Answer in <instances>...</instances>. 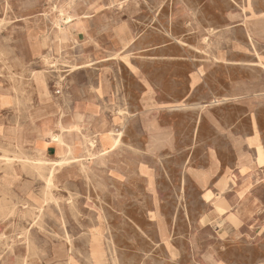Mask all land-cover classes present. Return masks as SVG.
<instances>
[{
	"label": "rangeland",
	"instance_id": "1",
	"mask_svg": "<svg viewBox=\"0 0 264 264\" xmlns=\"http://www.w3.org/2000/svg\"><path fill=\"white\" fill-rule=\"evenodd\" d=\"M187 7L200 9L199 16ZM58 24L67 29L65 41ZM263 50L264 0H0L5 142L25 145L26 128L37 116V75L55 100L69 105L93 98L120 119L122 132L110 158L86 151L77 185L51 189L43 177L48 168L39 175L32 165L10 161L14 148L0 143V264H95L89 257L90 249L99 254L97 242L103 247L98 264H264V210L248 214L242 228H219L192 177L210 169L207 153L216 149L218 177L229 176L239 190L230 141L250 135L251 113L264 137ZM76 66L82 69L72 72ZM101 75L107 84L102 96ZM215 98L229 101L212 105ZM214 123L227 130L221 140ZM58 135L59 151L65 148ZM247 154L249 173L263 175L262 157ZM28 181L37 199L27 200Z\"/></svg>",
	"mask_w": 264,
	"mask_h": 264
},
{
	"label": "crops",
	"instance_id": "2",
	"mask_svg": "<svg viewBox=\"0 0 264 264\" xmlns=\"http://www.w3.org/2000/svg\"><path fill=\"white\" fill-rule=\"evenodd\" d=\"M187 10L189 12H192L189 15L197 14V16H199L200 14V9L198 12H196V14H194L195 10L191 11L190 8L188 7ZM187 19L191 20V19H195V17L189 16L187 17ZM100 77H99V82H100ZM34 81H35L36 91L39 97L38 108L36 110L37 116L33 122L30 121L29 128H26V130L29 134H31L37 128H40L43 136L36 135L37 145H34V148L35 146L37 148L41 146V150L44 156L46 157V159L57 160L60 159V157L57 155L58 149L56 143L51 139L52 130L54 133L59 132V129L56 127L59 121H62L66 126H73L78 128V130L74 131L70 135L73 142L77 145V155L83 156L81 159L82 163L76 164L72 169L65 167L57 173V182H58L57 186L59 188L67 185L69 186L77 185L79 179L83 178V171L85 170V169L84 170L81 169L82 168L81 165L84 164L86 168L87 166V164L85 163L87 161L86 155L87 153L89 154L88 152L89 145L86 146L85 144V148H83L78 146V144L85 142L87 139L91 140L93 138L91 133L92 132L91 127L92 125L97 124V122L98 124L100 123V125L101 124L105 125L106 130H117V128H119L121 124L120 119H115V117L112 116L110 113L102 112V109H99L98 102L95 101L93 98H88L87 96L85 98H74L71 104L69 105L67 101L64 99L55 100V98H53L50 95H47L44 92L43 87H44L45 79L43 76L41 75L35 76ZM89 104H91L95 108L94 111L89 110L88 107ZM47 109H48L47 112L48 115H46ZM252 116L253 114L251 113L250 135L233 136V138L231 136V141H230L234 152V158L240 165L239 178L241 180H240L239 190H236L234 188L235 180H232L233 182L232 186L229 185L230 184L228 181L229 176H224L222 178L218 177L217 172L219 170L220 161L216 149L209 150L207 153L208 164L211 165L210 169L196 173V174H200L201 172L206 173L208 176L207 184L205 186H202L195 179L194 176L195 174L192 173V177L195 179L199 187L202 189V200L204 199L203 200L204 204L206 206L212 205L214 207L213 214H211L210 217V221L211 219L215 221L219 228H221L223 224L228 225V227L225 226L224 227L227 229L229 228V230H231V228L234 229L242 228L245 225L244 223L247 220H249L251 217L248 214L251 213L254 214L259 211L263 212L264 210V204L262 203L259 204V199L257 197L258 193H261V195L264 197V174L262 175L261 173L260 175L257 171L255 172L253 171L252 173H249L252 167L247 165L250 163L247 162L245 157V155H248L247 153L255 150V154H256L255 158L257 159V157L258 158L260 157L261 159L262 157L263 159L262 168L264 169V137L261 135L259 131L255 117ZM254 123L256 125H254ZM211 128L213 129L215 135L216 134L218 135L220 140L222 138V135H224L227 132V130H225L222 125L216 123H214L213 126H211ZM7 129L8 127L6 126L5 130ZM1 134H0V142L4 143L5 140ZM78 134H81V136ZM256 134H257V140H256ZM68 135H69L68 133L64 134V136L66 137ZM118 147L116 149H118ZM133 147L136 148V144H134ZM116 149L110 150L109 153L106 155L107 157L99 156V155L98 156L105 157L106 160L110 158V154L113 153ZM120 162L121 161L118 160V163ZM145 174L148 175V181L152 185V175L150 173L149 174L145 173ZM25 187L29 193V196H27V198L34 197L37 199V195L36 196L32 195L35 193V183L28 181V183L25 184ZM231 189H233L232 191L234 192H230ZM70 190L72 191V189ZM208 191L214 194V198L212 201L206 200V193ZM27 200H30V198ZM29 202L31 203V201ZM225 202L227 206L224 204ZM33 204H36V202L33 201ZM245 214L246 216L244 217Z\"/></svg>",
	"mask_w": 264,
	"mask_h": 264
},
{
	"label": "bare ground",
	"instance_id": "3",
	"mask_svg": "<svg viewBox=\"0 0 264 264\" xmlns=\"http://www.w3.org/2000/svg\"><path fill=\"white\" fill-rule=\"evenodd\" d=\"M124 3V1H122ZM113 4V3H112ZM67 5V4H66ZM137 6V5H135ZM184 11V10H183ZM196 14V12L194 13ZM79 16H67L63 21L66 22L65 24H72V22L77 19ZM122 17V16H121ZM89 18V17H88ZM120 19V18H119ZM4 20V19H3ZM60 21V20H59ZM117 21V20H116ZM119 22V21H118ZM122 22V21H121ZM230 22V21H229ZM258 22H260L258 20ZM59 23V22H58ZM247 23V22H246ZM121 24V23H120ZM123 24V23H122ZM256 24V23H255ZM119 25V24H118ZM212 25V24H210ZM78 27V26H77ZM246 27V26H245ZM247 28V27H246ZM260 29H261V26H260ZM213 30V29H212ZM217 30V29H215ZM67 31V29L64 27L63 24H58V28H57V32L61 35L60 37V40L61 41H65L67 40V38H65L63 36V34ZM168 35V34H167ZM171 35V34H170ZM185 46V45H184ZM253 46V45H252ZM264 51V50H263ZM198 52V51H197ZM112 58V56H111ZM185 60V59H184ZM195 60V59H194ZM64 63V62H63ZM240 63V62H239ZM241 65V64H240ZM243 65H246V64H243ZM260 65L262 66L261 68L264 70V63L263 62H260ZM76 68V69H75ZM72 72H76L80 69H82V67H78L76 66ZM249 69V68H248ZM254 70V69H252ZM259 75V74H258ZM253 78V77H252ZM257 78V77H255ZM91 84V82H90ZM119 86V85H118ZM44 91L45 92H49L50 91V88L48 87V84L47 82L44 83ZM106 88V84H105V80L103 79V77L101 76L100 77V82H99V88H98V92L100 95L104 94V89ZM83 93V92H82ZM119 94V93H118ZM49 95V93L47 94ZM215 95V94H214ZM263 95V94H262ZM225 96V95H224ZM227 96V95H226ZM259 96V95H258ZM261 96V95H260ZM263 99V98H262ZM192 100V99H191ZM188 101V100H187ZM229 100H227L226 98L225 99H218V98H215L214 101L212 102V105H222L223 103L225 102H228ZM178 103V102H177ZM188 105V103H185ZM184 104V105H185ZM196 104V103H195ZM120 105V104H119ZM118 105V106H119ZM129 106V105H128ZM198 106V105H197ZM89 109L94 111L95 108L89 104L88 105ZM190 107V106H189ZM204 107H208V105H205L203 106ZM224 107V106H223ZM175 109H177L178 107H174ZM194 108V107H192ZM196 108V107H195ZM200 108V107H198ZM182 109V108H181ZM205 109V108H204ZM180 110V109H179ZM184 110V109H183ZM189 110V109H187ZM193 110V109H191ZM231 110V109H230ZM171 111V110H170ZM203 111V110H201ZM218 111V110H217ZM172 112V111H171ZM181 112V111H180ZM189 112V111H187ZM183 113V112H181ZM221 113V112H220ZM228 113V112H227ZM172 114V113H171ZM184 114V113H183ZM224 114V113H223ZM234 114V113H233ZM201 115V114H200ZM219 115V114H218ZM222 115V114H221ZM229 115V113L227 114V116ZM226 116V117H227ZM201 117V116H200ZM223 118V116L221 117ZM190 119V118H189ZM125 120V119H124ZM225 120V119H224ZM222 121V119H221ZM127 122V121H125ZM189 122V121H188ZM18 125V124H17ZM123 125V124H122ZM128 125V124H127ZM255 125V123H254ZM124 126V125H123ZM58 129H59V132L58 133H54L53 130H52V134H51V138L54 140V142H59L58 141V137H59V133L61 135V137L63 138V140L61 141L63 147L65 149H61L58 151V156L60 157V159H57V160H49V159H46V157L44 156L42 150H41V147H36L34 148V145H36V140H37V137L36 135H42L41 133V130L40 128H37L35 131H33L31 134L27 133L22 141L25 142V145H19L18 143H7V142H4V143H1L3 146H10V147H13L14 148V151H15V154L16 156H14V158L10 161H15V160H19V161H22L25 165H32V168L37 170L39 172V175L42 174L41 171H43L45 168H48V173L43 176L46 180V183H47V186L49 189L51 188H57L58 186V182H57V178L55 177V175H57V173L65 168V167H68V168H74V166L76 164H81L82 163V157L83 156H75L74 152H73V140L71 139V135L72 132H71V129L72 127L71 126H66L62 121H59L57 126H56ZM92 136L93 138L90 140V139H87L85 142L83 143H79L81 147L85 148V144L86 142L88 144H91L89 145V154L91 156H106L110 150H113V149H116L120 142H121V138H122V132L121 131H118V130H106L105 129V125L101 124L100 123L98 124H94L92 125ZM78 130V128H77ZM124 132V131H123ZM65 133H68L69 135L66 137L64 136ZM43 136V135H42ZM170 137V136H169ZM256 140H257V134H256ZM100 141V143H102V147L95 150V144L96 142ZM163 141V139H162ZM75 144V143H74ZM61 145V144H60ZM122 145V144H121ZM161 144H157V148H160ZM91 147V148H90ZM2 151V150H0ZM4 152V151H3ZM93 153V154H92ZM11 155V154H10ZM143 156V155H141ZM7 159V158H6ZM5 159V160H6ZM2 160V158H1ZM9 159H7L8 161ZM207 164V163H206ZM49 165V166H48ZM82 170L85 169V165L82 164ZM185 168V167H184ZM8 171L10 172H13V173H16L17 174V170L16 168H8ZM19 175V174H18ZM195 179L201 184V181L204 179V180H208V176L206 173H200V174H195ZM251 176V175H250ZM253 176V174H252ZM222 181V180H221ZM223 182V181H222ZM183 185V184H182ZM229 188V186H228ZM226 189V188H225ZM221 191V190H220ZM51 196V195H50ZM214 198V195H211V194H206V200L208 201H212ZM204 200V199H203ZM238 200V199H237ZM39 202V201H38ZM36 202V203H38ZM247 203V202H246ZM254 203V202H253ZM252 203V204H253ZM43 204V202L41 203V205ZM222 204V203H221ZM226 206V202L224 203ZM258 204V203H257ZM58 205V204H56ZM73 206V205H72ZM222 206V205H221ZM57 207V206H56ZM74 207V206H73ZM260 207V206H259ZM43 207L41 206H38V209L41 210ZM219 208V207H218ZM223 208V207H222ZM248 208V207H247ZM225 209V208H224ZM217 210V209H216ZM188 213V212H187ZM246 213V212H245ZM249 213V212H248ZM188 215V214H187ZM101 216V215H100ZM190 216V215H189ZM98 217V216H97ZM204 217V216H203ZM254 217V216H253ZM100 218V217H99ZM102 218V217H101ZM102 220V219H100ZM189 220V219H188ZM99 221V219H98ZM232 221V220H230ZM202 223V222H201ZM35 224V223H34ZM243 225V224H242ZM259 229V228H258ZM260 231V230H259ZM84 234V233H83ZM65 237V235H64ZM68 237V235H67ZM93 238H96L94 235L92 236ZM156 237H159L156 236ZM210 237V236H209ZM264 237V236H263ZM69 238V237H68ZM248 238V237H247ZM97 241H98V238H96ZM92 240V239H91ZM247 245V244H246ZM92 249H90V262L92 261L93 263L95 264H98L96 263L97 260L98 262L101 261L102 259V255L101 252L103 251V247H101V244L97 242V244L94 246V251H97L99 252V254L97 256H94L92 254ZM196 250V249H195ZM210 257V256H209ZM208 257V258H209ZM229 262V261H228ZM227 262V263H228ZM77 264H80L79 263V259H78V262Z\"/></svg>",
	"mask_w": 264,
	"mask_h": 264
}]
</instances>
